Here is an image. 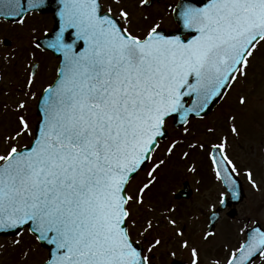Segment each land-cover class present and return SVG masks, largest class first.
Listing matches in <instances>:
<instances>
[{
  "label": "snow or ice",
  "instance_id": "snow-or-ice-1",
  "mask_svg": "<svg viewBox=\"0 0 264 264\" xmlns=\"http://www.w3.org/2000/svg\"><path fill=\"white\" fill-rule=\"evenodd\" d=\"M42 2L34 0L33 6ZM120 2L112 0L117 7ZM149 3L139 0L138 6ZM18 5L19 0L6 3L9 13H19ZM61 5V29L50 47L63 52L64 62L55 84L43 90L38 134L20 115L15 134L4 138L0 232L16 230L19 235L29 227L37 241L54 246L47 264H152V253L162 240L154 238L146 250L141 247L153 223L148 220L134 238L132 207L144 205L143 197L165 160L152 164L147 182L133 194L131 182L154 159L169 120L199 116L247 78L251 59L264 46V0L182 4L178 25L195 33L190 39L162 33L159 23L143 35L134 33L127 10L120 7L118 18L113 17L112 9L105 11L99 0H61ZM65 32H70V41ZM79 41L85 47L77 51ZM34 82L33 73L28 88ZM239 103L243 106L247 100L241 96ZM26 108L23 101L17 105V111ZM230 131L239 135L235 126ZM29 134L31 146L20 149L13 144ZM176 146L170 142L167 153ZM213 148L223 153L224 141ZM212 164L216 180L235 198V164L227 155L219 161L213 157ZM244 175L256 188L252 173ZM219 203L225 204L223 192ZM175 223L169 220L173 227ZM212 235L207 231L203 238ZM19 244V239L14 241ZM181 247L187 249L188 242ZM198 256L193 247L191 264H198ZM226 264H264V231L253 227Z\"/></svg>",
  "mask_w": 264,
  "mask_h": 264
},
{
  "label": "flooded vegetation",
  "instance_id": "flooded-vegetation-1",
  "mask_svg": "<svg viewBox=\"0 0 264 264\" xmlns=\"http://www.w3.org/2000/svg\"><path fill=\"white\" fill-rule=\"evenodd\" d=\"M177 1L150 0L148 6L141 8L146 12L139 16L138 21L155 20L160 21V27L175 28L172 12ZM100 2L105 11L111 8V14L118 17V12L115 11L117 6L113 5L112 0H100ZM121 3L122 0L120 5ZM138 4L139 0L136 1L137 6ZM149 11H153V14ZM48 18L50 24L45 25L42 32L36 34L0 33V117L7 116L11 106L15 107L12 113L11 110L8 113L12 118L9 117L11 122L9 128L13 127L14 134L19 117L17 114L18 103L23 101L27 104L28 100L32 103L36 102L44 89V84H50L56 75L59 59L54 57L51 52L42 50L36 42L37 39L44 36L46 31L51 30L54 19L52 15H49ZM162 20L164 22H161ZM46 67H49L48 72L43 71ZM33 73L35 82L31 88H28L27 79ZM226 126L222 123L218 129ZM230 129L223 130L226 133L223 139L220 140L216 136L215 144L224 141L225 150L229 153H223L239 170L235 175L239 179L240 183L238 184L244 191L242 200L236 205L229 204L230 193L225 190L222 182L216 180L212 155L207 156L206 171H203L201 166L195 169L197 172L195 183L192 184L184 179L172 192L173 201H166L162 198L156 202L153 209L164 207L163 210H159V216L145 217L144 215L150 211H155L149 210L150 207H146L147 210L143 207L136 212L135 221L138 225H142V230L148 220L153 223V229L146 234V238H142L143 249L146 250L154 238L161 239L164 246V252H159L162 248L158 246L152 253V264H155L158 259L162 260L161 264H191V249L193 247L199 253L198 264H225L229 255L245 240L247 231L253 227L255 222H259L260 227L264 229V224L260 220L246 214V207L241 208L246 200V177L244 175L246 172V133L242 134L239 131V135L236 136ZM2 135L5 138L7 134L3 130L1 131L0 127V154L5 148ZM235 147L244 152V162L237 163L235 161V158L237 159L234 152ZM262 152H264V148ZM214 186L215 189H213ZM150 190H152L149 194L152 196L151 200L155 201L156 192L152 186L148 191ZM222 192L225 197L224 206L219 203ZM169 220L176 222L174 227L169 224ZM177 231H181L183 235L177 236ZM207 231H211L213 235L205 240L203 236ZM184 241L188 242L187 249L181 247Z\"/></svg>",
  "mask_w": 264,
  "mask_h": 264
},
{
  "label": "rangeland",
  "instance_id": "rangeland-1",
  "mask_svg": "<svg viewBox=\"0 0 264 264\" xmlns=\"http://www.w3.org/2000/svg\"><path fill=\"white\" fill-rule=\"evenodd\" d=\"M136 1L137 0H122L120 6L127 10L132 17V31L143 35L150 24L160 23V21L154 22L155 20H151L150 23L143 21L139 22V16L143 15L146 11L139 8L136 5ZM116 8L115 11L119 12L120 8ZM149 13L153 14V11H149ZM44 19L48 21L44 16L40 17L38 14L31 13L25 18L24 23L16 25L13 28L11 24L0 23L1 26H5L3 27L5 29L12 28L8 31L0 28V33H23L27 35L30 33H39L41 24L42 26L43 24L49 25V22L43 21ZM161 22H164V20ZM48 71L49 67L44 68V72ZM241 96L245 97L247 100V103L243 106L239 103V98ZM14 108L15 107L11 106V113ZM35 110V104L28 100L27 108L17 112L19 116L23 115L26 118L32 131L34 130L35 121L38 120ZM8 113L7 116L0 117L1 131L3 130L7 135H14L13 127L11 126L9 128L11 124L9 117L11 118V116ZM218 114L219 117H221L220 121H222L223 125H227L222 128V131L235 126L242 134L246 133V171L252 173L257 187L253 188L252 184L246 178V200L241 208L246 207L247 215L253 216L264 224V167L262 166L261 154V148L264 145V46L259 47L254 57L251 59L247 78L241 79L239 82L235 83L234 87L229 89L218 111L216 110L212 115L206 117V119L202 121H200L201 119L197 121L193 119L189 124L180 129L173 128L170 121H168L167 130L169 139L161 144L160 148L156 151V159L154 160V163H158L161 159L165 160V164L155 173L157 179L152 186L153 190L156 192L155 201L151 200L152 196L149 195L152 190L147 191L143 197L144 205L142 207H132L133 219L136 218V212L143 207L145 210H147L146 207H150L149 210H155L144 215L145 217L159 216V210H163L164 207L162 209H153L152 207L156 206L157 201L162 198L166 201H173L174 198L171 194L184 179H187L192 184L195 183L197 178L195 167L201 166L200 168L206 171L209 145H211V142L215 139L213 138L214 133H209L208 128L218 130V126H220L219 121L216 124L214 123L217 119L216 115ZM233 117L234 120L231 119ZM228 123H230V125H228ZM17 127L18 123L16 124V129ZM185 128L188 129L187 134H185ZM31 137L32 134L24 135L23 138L25 139L23 142H25V145L28 144V140L31 139ZM19 140L21 141L20 137L17 141ZM172 141H175L177 146L175 151L168 156L167 148ZM190 143L196 144L198 147L193 150L188 147ZM24 144H22L21 141V143H15L14 145L20 148ZM200 144L204 145L203 149L199 148ZM234 150L237 156L235 161L237 163L244 162V152L236 147ZM4 151L5 148L2 150L1 154H3ZM185 152L188 153L187 156H184ZM147 172L148 171L143 172L132 180L129 187V194H133L143 183L147 182ZM215 188L214 186L213 189ZM141 226L142 225L136 223V228L133 230L134 238H136V234L142 230ZM17 239L20 240V244L15 246L14 241ZM159 247L162 248L159 252H164L163 243ZM46 258L47 251L40 248L35 239H33L26 230L19 236L11 239L0 238V264H39ZM161 263L162 260L158 259L155 264Z\"/></svg>",
  "mask_w": 264,
  "mask_h": 264
},
{
  "label": "water",
  "instance_id": "water-1",
  "mask_svg": "<svg viewBox=\"0 0 264 264\" xmlns=\"http://www.w3.org/2000/svg\"><path fill=\"white\" fill-rule=\"evenodd\" d=\"M189 2H194V3L197 4V6H203V4L207 3V0H180L179 3H178V5L176 6V8L174 10V18L177 21V23H178V14H179V10H180L181 5L182 4H185V3H189ZM6 3H7V0H0V13L3 14L5 16V18H7V19H9L11 21H17V20L21 19L24 16V14H26L27 12H30V11H38V12H41V13L53 12V13H55V17H56L54 32L56 31V29H57V27L59 25V22L57 20L58 18H57L56 13L59 12L60 7L58 5V1L57 0H43L42 4H40L39 7H34L33 6L34 5V0H19V5L18 6H21L22 5V8L20 9L19 13H9L7 7L6 6L3 7V4L6 5ZM161 31H162V33H164L166 35H180V36L182 35V33H185L186 32V30H184L182 27H180L176 31H165V30H161ZM69 34H70V32H69ZM192 35H195V33H191L190 34V37L188 39H190ZM49 39H50V37L49 38H46L45 37L40 42L45 43L44 41H48ZM66 39H68L70 41L71 37L68 36V37H66ZM84 47H85L84 43L82 41H79L78 44L76 45V49L75 50L80 51ZM44 48H46V47H44ZM62 64L63 63H61V66H62ZM220 99L221 98L216 99L214 102H212L209 105L208 108H206L203 112L200 113L199 116H204V115H207L208 113H210V111L215 107V105L220 101ZM190 103H191V101H190ZM39 106H40V103L38 105V111L37 112H38V114L41 117V114H40V111H39ZM193 116H197V115H195L193 113L190 117H193ZM39 122H38V124H39ZM186 122L187 121H184V120H181V119L177 118V120L174 121V124L176 126H182ZM38 124H37L36 129H35V133H37V134H38ZM162 139H164V138H162ZM16 234H17L16 230H8L6 232H0V235H10V236H14ZM40 243H41V245L43 247L48 248V250H49V259H50L51 258V255L50 254L53 251L54 246L49 245L45 241H40ZM44 264H47V262H45Z\"/></svg>",
  "mask_w": 264,
  "mask_h": 264
}]
</instances>
